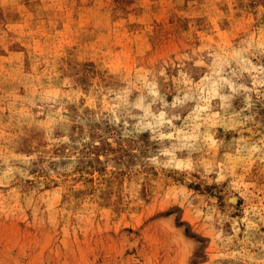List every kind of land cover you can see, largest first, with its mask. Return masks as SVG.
<instances>
[{"label": "rangeland", "instance_id": "rangeland-1", "mask_svg": "<svg viewBox=\"0 0 264 264\" xmlns=\"http://www.w3.org/2000/svg\"><path fill=\"white\" fill-rule=\"evenodd\" d=\"M0 264H264V0H0Z\"/></svg>", "mask_w": 264, "mask_h": 264}, {"label": "bare ground", "instance_id": "bare-ground-1", "mask_svg": "<svg viewBox=\"0 0 264 264\" xmlns=\"http://www.w3.org/2000/svg\"><path fill=\"white\" fill-rule=\"evenodd\" d=\"M234 200V199H233Z\"/></svg>", "mask_w": 264, "mask_h": 264}]
</instances>
